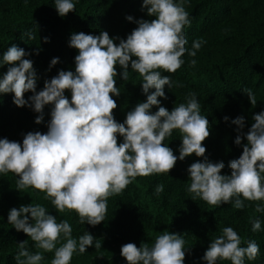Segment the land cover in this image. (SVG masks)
I'll return each mask as SVG.
<instances>
[{
    "label": "clouds",
    "instance_id": "9594fccd",
    "mask_svg": "<svg viewBox=\"0 0 264 264\" xmlns=\"http://www.w3.org/2000/svg\"><path fill=\"white\" fill-rule=\"evenodd\" d=\"M185 2L143 0L147 14L156 18L137 20L138 27L126 39L112 38L107 31L99 35L73 33L69 46L78 50L75 71L59 70L56 76L45 80L39 91L33 61L25 58L30 53L15 44L8 47L0 66H12L0 78V93H14L13 102L17 106L27 105L40 113L36 123L43 121L45 105L53 107L46 133L28 132L22 144L0 139V173H14L19 177L18 190L31 187L44 192L45 199H50L59 213L75 211L81 224L87 222L92 226L105 220L110 196L122 193L138 176L169 173L178 159L184 160L193 153L204 157L187 169L190 179L187 191L194 194V200L199 197L212 206L231 203L241 210L245 207L244 200H264V112L256 113L250 129L237 135V145L245 136L247 143L241 156L230 161L231 174L222 175L224 162H212L205 156L203 141L210 136L209 120L201 115L195 93H189L186 103L176 105L171 111L163 106L154 113L150 111L154 105H160L158 97L166 98L165 85L173 86L171 77L162 75L160 69L175 73L184 63L181 57L185 53L195 57L202 46L200 40H195L191 50L186 48L184 29L190 20ZM55 7L61 17L75 10L73 0H55ZM127 19L131 21L133 17ZM23 35L35 39L31 32ZM114 39H119V44ZM58 62L59 57H55L50 66ZM190 63L194 66L196 61ZM117 64L123 69L124 80L129 78L131 64L132 70L142 77V90L147 95L146 102L129 111L123 123L117 122L113 115L118 106L113 94L121 93L115 80ZM150 89L155 91L150 93ZM66 90L71 91L70 100ZM29 91L33 95L25 99ZM243 91L254 107L255 94L249 88ZM232 123L239 126L240 132L245 118L239 116ZM176 129L182 137L179 157L163 143ZM117 134L123 137V143H118ZM163 191V184L154 189L157 196ZM255 211L264 212V206L257 204ZM250 222L253 231L260 230L259 218H250ZM8 223L27 234L35 247L42 250L30 252L27 240L19 242L14 257L16 264H41L45 252H54L51 264H70L77 249L82 254L93 244L97 250L101 248L100 241L89 231L77 241L68 220L57 222V217L40 204L13 207ZM222 232L223 235L212 239L202 257L207 264L225 260L245 264V257L257 258L259 245L255 240L241 247V237L232 227H224ZM61 237L65 242L57 247ZM184 245L179 233L165 231L151 247L147 243L141 247L131 242L122 245L121 255L128 264H184Z\"/></svg>",
    "mask_w": 264,
    "mask_h": 264
},
{
    "label": "trees",
    "instance_id": "16d2710c",
    "mask_svg": "<svg viewBox=\"0 0 264 264\" xmlns=\"http://www.w3.org/2000/svg\"><path fill=\"white\" fill-rule=\"evenodd\" d=\"M73 3L75 10L61 17L55 0H0V60L13 44L30 53L25 58L33 61L38 77L37 91L42 90L45 80L56 76L59 70L75 71L78 50L69 46L73 33L99 35L107 31L112 38L126 39L138 27L137 20L156 18L147 14L143 0H73ZM184 7L190 20L184 29L186 48L191 50L195 40H200L202 46L195 57L185 53L181 57L184 63L175 73L160 69L162 75L171 77L173 86L165 85L166 98L158 97L160 105H154L150 111L154 113L160 106L171 111L176 105L186 103L189 93H195L201 115L209 120L210 136L203 141L205 156L212 162L223 161L225 167L221 174L230 175V161L241 156L243 145L247 143L245 136L237 145V135L250 129L256 113L264 112V0H186ZM128 16L133 20L129 21ZM28 32L35 39L23 35ZM114 42L119 44L120 41L114 39ZM55 57H59V62L50 66ZM193 59L194 66L190 63ZM10 66H0V78ZM116 69V86L121 93L119 96L113 94L118 105L113 115L117 122L123 123L129 111L138 103L146 102L147 95L142 90V77L132 70L131 64L127 80L123 79V69L118 64ZM245 88L251 89L256 96L254 107L243 91ZM153 91L155 89L149 90ZM31 95V91L26 92L25 99ZM65 95L71 99L70 90H66ZM13 98L14 93H0V139L22 144L28 132L46 133L53 105H45L43 121L36 123L40 113L27 105L17 106ZM225 116L229 118L227 121ZM239 116L245 118L240 132L237 131L239 126L232 123ZM117 135L118 143H123V137ZM163 143L179 157L182 137L178 129ZM203 159L193 153L184 160L178 159L169 173L138 176L122 193L107 199L105 220L96 226L87 222L81 224L75 211L59 213L51 200L45 199L44 192L31 187L18 190L19 177L14 173H0V264H16L14 257L22 241L27 240L30 252L42 251L27 234L8 223L13 207L32 203L44 206L49 214L57 217V222L68 220L77 241L88 231L100 241L99 250L95 244L82 254L77 249L70 264H128L121 255L122 245L131 242L141 247L147 243L151 247L156 237L165 231L179 233L184 238V264H207L202 257L212 239L223 235L224 227H232L238 233L241 247H246L249 240L259 245L257 258L248 260L245 257V264H264V212L255 211L257 204L264 206V200H244L242 210L231 203L212 206L199 197L194 200V194L187 191L190 184L187 169ZM158 184L164 185V191L157 196L154 189ZM250 218L261 220L259 231L252 230ZM63 242L61 237L57 247ZM43 255L41 264H51L54 252ZM217 264H231V261H217Z\"/></svg>",
    "mask_w": 264,
    "mask_h": 264
}]
</instances>
